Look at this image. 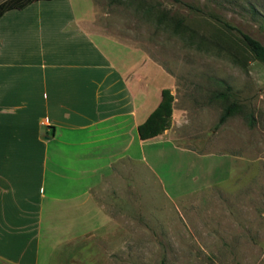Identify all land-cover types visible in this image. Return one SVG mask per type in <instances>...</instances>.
<instances>
[{"label":"rangeland","instance_id":"obj_1","mask_svg":"<svg viewBox=\"0 0 264 264\" xmlns=\"http://www.w3.org/2000/svg\"><path fill=\"white\" fill-rule=\"evenodd\" d=\"M182 1L264 44L250 15V6L264 14V0ZM70 8L89 14L84 27L105 49L132 47L172 78V120L144 147L147 161L112 162L87 213L79 202L46 205L39 263L264 264V62L174 0H51L27 13Z\"/></svg>","mask_w":264,"mask_h":264},{"label":"crops","instance_id":"obj_2","mask_svg":"<svg viewBox=\"0 0 264 264\" xmlns=\"http://www.w3.org/2000/svg\"><path fill=\"white\" fill-rule=\"evenodd\" d=\"M43 1L0 16V260L9 264H40L46 205L79 202L87 213L113 161H147L144 147L161 134L141 140L137 126L173 82L132 47L105 49L84 27L88 13H27Z\"/></svg>","mask_w":264,"mask_h":264},{"label":"trees","instance_id":"obj_3","mask_svg":"<svg viewBox=\"0 0 264 264\" xmlns=\"http://www.w3.org/2000/svg\"><path fill=\"white\" fill-rule=\"evenodd\" d=\"M38 0H3L0 2V16L12 9H24L31 3ZM190 10L211 18L215 24L231 39L237 41L254 59L264 62V44L249 33L243 31L236 24L215 11H206L200 5L188 4L182 0H174ZM250 15L258 19L260 28L264 29V14L250 6ZM173 95L169 88L161 90V100L148 117L137 126L138 137L141 140L149 139L162 134L170 127L172 120ZM234 109V104L227 106L219 119L222 123Z\"/></svg>","mask_w":264,"mask_h":264}]
</instances>
